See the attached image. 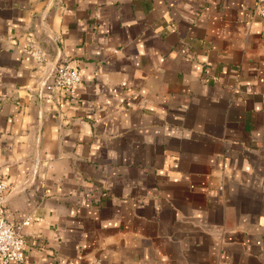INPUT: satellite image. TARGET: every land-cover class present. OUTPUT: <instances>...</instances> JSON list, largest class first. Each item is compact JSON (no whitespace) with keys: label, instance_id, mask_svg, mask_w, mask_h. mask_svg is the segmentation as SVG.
<instances>
[{"label":"crops","instance_id":"1","mask_svg":"<svg viewBox=\"0 0 264 264\" xmlns=\"http://www.w3.org/2000/svg\"><path fill=\"white\" fill-rule=\"evenodd\" d=\"M0 176L23 264H264L254 1L0 0Z\"/></svg>","mask_w":264,"mask_h":264},{"label":"built area","instance_id":"2","mask_svg":"<svg viewBox=\"0 0 264 264\" xmlns=\"http://www.w3.org/2000/svg\"><path fill=\"white\" fill-rule=\"evenodd\" d=\"M256 13L264 17V0H253ZM24 51L41 68V72L47 62L46 55L31 45V39ZM80 82V75L76 67L69 63L57 65L52 76L46 82L43 92H55L56 90L70 91ZM9 193V186L0 176V264H23V250L25 240L20 232V227L11 224L7 218L5 199ZM27 224L23 222L21 226Z\"/></svg>","mask_w":264,"mask_h":264},{"label":"water","instance_id":"3","mask_svg":"<svg viewBox=\"0 0 264 264\" xmlns=\"http://www.w3.org/2000/svg\"><path fill=\"white\" fill-rule=\"evenodd\" d=\"M58 64H49L48 67L46 68L45 74L38 86V94L43 93V88L46 82L49 80V78L52 76L53 72L55 71L56 67Z\"/></svg>","mask_w":264,"mask_h":264}]
</instances>
